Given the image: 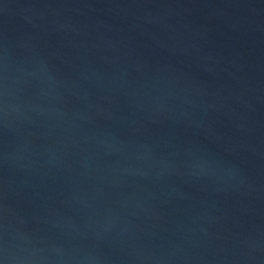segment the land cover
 I'll return each mask as SVG.
<instances>
[{"label": "water", "instance_id": "obj_1", "mask_svg": "<svg viewBox=\"0 0 264 264\" xmlns=\"http://www.w3.org/2000/svg\"><path fill=\"white\" fill-rule=\"evenodd\" d=\"M0 264H264V0H0Z\"/></svg>", "mask_w": 264, "mask_h": 264}]
</instances>
